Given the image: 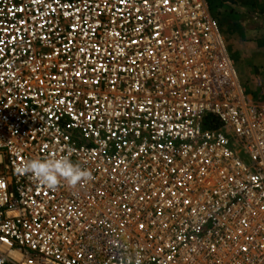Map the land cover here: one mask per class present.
I'll list each match as a JSON object with an SVG mask.
<instances>
[{
  "label": "built area",
  "instance_id": "built-area-1",
  "mask_svg": "<svg viewBox=\"0 0 264 264\" xmlns=\"http://www.w3.org/2000/svg\"><path fill=\"white\" fill-rule=\"evenodd\" d=\"M53 156L91 179L17 172ZM0 264H264V79L210 0H0Z\"/></svg>",
  "mask_w": 264,
  "mask_h": 264
},
{
  "label": "rangeland",
  "instance_id": "rangeland-1",
  "mask_svg": "<svg viewBox=\"0 0 264 264\" xmlns=\"http://www.w3.org/2000/svg\"><path fill=\"white\" fill-rule=\"evenodd\" d=\"M241 79L249 88L264 79V0H212Z\"/></svg>",
  "mask_w": 264,
  "mask_h": 264
},
{
  "label": "clouds",
  "instance_id": "clouds-1",
  "mask_svg": "<svg viewBox=\"0 0 264 264\" xmlns=\"http://www.w3.org/2000/svg\"><path fill=\"white\" fill-rule=\"evenodd\" d=\"M20 174L30 173L41 184L53 188L61 181L76 186L84 180L91 179V172L68 157L33 158L17 168Z\"/></svg>",
  "mask_w": 264,
  "mask_h": 264
},
{
  "label": "trees",
  "instance_id": "trees-1",
  "mask_svg": "<svg viewBox=\"0 0 264 264\" xmlns=\"http://www.w3.org/2000/svg\"><path fill=\"white\" fill-rule=\"evenodd\" d=\"M216 1H219V0H216ZM210 3H211V6H212V9H213L214 8L213 1L210 0Z\"/></svg>",
  "mask_w": 264,
  "mask_h": 264
}]
</instances>
